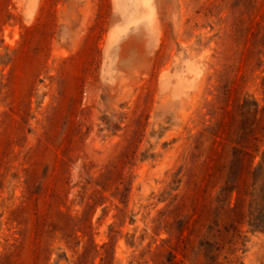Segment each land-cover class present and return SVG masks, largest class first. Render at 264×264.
<instances>
[{
	"label": "rangeland",
	"instance_id": "rangeland-1",
	"mask_svg": "<svg viewBox=\"0 0 264 264\" xmlns=\"http://www.w3.org/2000/svg\"><path fill=\"white\" fill-rule=\"evenodd\" d=\"M0 264H264V0H0Z\"/></svg>",
	"mask_w": 264,
	"mask_h": 264
},
{
	"label": "bare ground",
	"instance_id": "bare-ground-1",
	"mask_svg": "<svg viewBox=\"0 0 264 264\" xmlns=\"http://www.w3.org/2000/svg\"><path fill=\"white\" fill-rule=\"evenodd\" d=\"M146 4H147V2H146ZM143 5H145V3H143ZM148 5V4H147ZM136 7V6H135ZM149 7V6H148ZM149 17H150V15H149ZM144 19V18H143ZM146 20V19H145ZM149 20V19H148Z\"/></svg>",
	"mask_w": 264,
	"mask_h": 264
}]
</instances>
